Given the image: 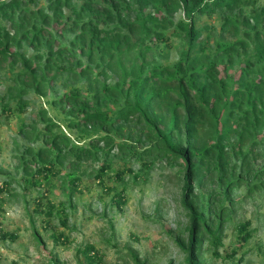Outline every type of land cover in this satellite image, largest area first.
I'll use <instances>...</instances> for the list:
<instances>
[{
  "label": "trees",
  "instance_id": "obj_1",
  "mask_svg": "<svg viewBox=\"0 0 264 264\" xmlns=\"http://www.w3.org/2000/svg\"><path fill=\"white\" fill-rule=\"evenodd\" d=\"M31 2L0 0V17L15 26L12 33L0 24V61L19 62L0 95V111H25L29 90H55L63 77L91 85L49 98L66 127L88 144L75 143L47 121L21 149L24 174L18 182L41 191L35 210L46 217L45 226L52 229L56 213L67 223L65 205L51 198L57 180L64 192L69 184L79 190L84 167L93 162L102 160L95 177L104 183L116 158L124 161L116 171L122 180L126 172L138 178L164 161L182 178L188 237L176 242L186 252V264H211L203 243L208 239L219 254L238 200L234 188H247L248 196L264 188V0H49L32 8ZM200 15L219 16L220 26H199ZM179 35L186 44L176 58L162 62ZM23 42L29 57L12 50ZM20 132L31 131L22 126ZM132 160L141 165L135 173ZM32 163L36 168L27 175ZM215 178L218 191L210 187ZM205 186L207 193L196 194ZM66 196L71 202L72 193ZM122 200L118 196L119 205ZM239 232L242 243L248 241V222ZM0 234L17 237L4 229ZM53 235L60 240L63 233ZM83 250L100 264L95 245ZM243 253L234 264H248Z\"/></svg>",
  "mask_w": 264,
  "mask_h": 264
},
{
  "label": "rangeland",
  "instance_id": "obj_2",
  "mask_svg": "<svg viewBox=\"0 0 264 264\" xmlns=\"http://www.w3.org/2000/svg\"><path fill=\"white\" fill-rule=\"evenodd\" d=\"M47 1L35 0L30 6H46ZM220 22L217 15H200L197 19L199 26L214 23L219 27ZM0 24L12 33L15 31V26L2 17ZM185 44L182 35L176 37L171 52L163 55L162 62L176 58L178 49ZM12 50L22 51L26 57L31 55L27 42L13 46ZM18 68L19 62L0 61V95H5ZM15 82L18 86L20 80ZM87 83L84 79L63 77L62 81L56 82L55 90L47 86L43 89L45 92L39 94L29 90L23 98L28 104L25 111L13 110L7 114L0 111V188L3 187L0 190V229L17 236L15 239L3 238L0 234V264H97L89 261L84 253L83 249L89 244L95 245L101 253L100 264H186V252L176 242V238L187 240L188 237L189 217L181 203L182 178L178 168L164 161L144 169L138 178L126 172L122 180L116 177V171L122 170L124 161L116 158L113 166L108 168L104 183L95 177L102 160L93 162L84 167L87 173L83 175L79 190L71 184L67 186L66 192L73 195L71 202L67 200L61 179L57 180L51 198L55 204L65 205L68 218L64 224L61 222L63 215L56 213L51 219L52 229L45 226L44 214L35 210V197L41 191L33 186L25 190L19 184L18 179L24 174L20 168L21 149L26 142H33V135L44 131L45 122H54L55 128L59 126L56 130L63 131L75 143L88 144L85 136L76 137L66 127L61 110L49 100L53 93L61 94L70 87L83 90ZM22 126L29 128V135L20 132ZM260 156L258 163H262ZM131 165L134 173L141 167L134 160ZM35 166L27 169V175L34 172ZM216 183L215 178L210 187L218 191L220 186ZM210 187L198 189L196 194L207 193ZM246 193L247 188L243 186L233 190V198L238 200L225 225L219 254L214 253L208 239L203 243L204 257L211 264H234L243 251L248 264H264V188L255 190L250 196ZM118 196L123 198L120 205ZM245 222L252 234L242 243L239 226ZM53 232L56 235L62 232L61 239L56 240Z\"/></svg>",
  "mask_w": 264,
  "mask_h": 264
}]
</instances>
